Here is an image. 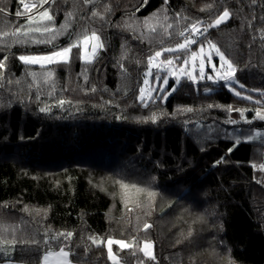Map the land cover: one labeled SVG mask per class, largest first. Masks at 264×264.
Returning a JSON list of instances; mask_svg holds the SVG:
<instances>
[{"label":"trees","instance_id":"1","mask_svg":"<svg viewBox=\"0 0 264 264\" xmlns=\"http://www.w3.org/2000/svg\"><path fill=\"white\" fill-rule=\"evenodd\" d=\"M25 2L47 8L57 29L66 27L58 35H13L52 25L29 24L36 8L26 12L20 0H0V60L8 57L0 100L11 101L0 107V240H15L14 259L39 264L44 252L63 245L72 262L114 264L105 245L93 243L101 236L133 239L128 248L115 246V264H264V120H253L264 108L253 91H264V0ZM224 7L231 19L205 35L233 61L239 89L253 99L235 96L222 81L182 77L175 91L165 99L153 95L145 107L138 97L148 57L179 44L185 26H207ZM93 31L104 47L84 62L78 42ZM69 44L67 62L19 60ZM188 52L162 51V62L174 55L181 64ZM153 65L152 79L159 71ZM47 73L53 75L45 79ZM176 84L169 79V88ZM45 106L50 111L41 113ZM228 106L245 109V119ZM152 113L156 123L141 119ZM237 136L241 143L229 153ZM67 231L71 238L52 239ZM145 240L155 259L142 253Z\"/></svg>","mask_w":264,"mask_h":264},{"label":"snow or ice","instance_id":"2","mask_svg":"<svg viewBox=\"0 0 264 264\" xmlns=\"http://www.w3.org/2000/svg\"><path fill=\"white\" fill-rule=\"evenodd\" d=\"M21 4H23V7L26 12H30L32 8H36V15H28L27 16V21L29 24L36 22L37 24H50L52 25L51 27H36V28H25L23 33H21V29L17 28L15 30V33L13 35H23V36H28L29 33L31 32H39L41 34H51L55 33L58 35L60 33V30L66 27V25H61L60 29H57L55 27L54 23V17L51 15L48 11L47 8H45L43 11L39 10V7L37 5H30L25 2V0H20ZM87 3L88 0H85ZM169 0H164L165 5H167ZM46 3V0H40V4ZM144 3H147V0H144ZM139 11V9H137ZM95 14V13H94ZM24 13L17 12V16H22ZM177 18L180 17V14L177 13ZM38 17V19H37ZM232 17V12L228 7H224L223 11L219 13V15L210 23L207 24V26L204 27H197V25L202 24V21H195L194 23L190 24L188 28H185L184 31L181 33L182 36H191V38H186L183 43L177 44L175 49H162L161 51H156L154 56L150 55L148 57V62H149V68H152L153 61L155 58H158L161 56L162 51H168V52H173L177 51L180 49L185 50V52L190 51V46L195 45L197 43H200L201 40L205 41L207 44V51H205V45L203 43L200 44L199 51H191V61L193 62L191 65L189 64V59L185 58L184 64L179 65L178 67H173L172 66V61L168 60L166 62H161L159 64H156L155 67L163 68L165 65H167V75L161 76L160 72L158 71L156 73V78L159 81L160 79L163 80V83H158L153 87L152 85L149 84L148 76L149 73H145V79H144V85L147 86H142L140 87V95L139 99L142 104L147 107L148 100L146 97H151L153 95V92L158 90L159 95L163 97H167L169 95V91L166 87V85L169 84V78L172 77L176 80L177 84L173 85L172 91L176 90V86L179 84L180 80L182 77H187V79L192 83V84H197L200 81H211L213 84H216L218 82H223L224 86L229 88L230 91H232L235 96L237 97H242L243 99L251 101L253 98L252 96H244L240 91H237L235 87H233V84L239 83L237 78H236V73L238 69L234 66V63L232 60H230L227 55L225 54L224 51H221L220 47L217 46V44L213 43L211 40L207 39V36L205 35L206 33L209 32V29L215 28L217 26H220L222 23L228 22ZM148 17L144 18L145 24L149 23ZM165 20L168 19V17L165 15L164 17ZM187 19V18H185ZM264 19V17H262ZM53 39H55V35L52 36ZM199 38V39H197ZM89 41H93L92 43V49H93V54L95 53L96 49L98 48H103L104 44L100 42V37L96 34L95 31L92 32L91 36H84L83 37V45H87ZM37 43H51V40H40V41H35ZM73 45L69 44L67 47H62L59 48L56 51L49 52L47 54L43 55H21L19 56V60L24 62L25 64H40L41 66L45 64H51V63H60V62H67L69 60V55L70 51L72 49ZM216 57L219 60V67L216 66V64L213 62V58ZM82 59H91V57L85 53L82 52L81 54ZM8 59L7 56L4 57L3 60H0V69H4L6 67L5 61ZM198 61V72H197V62ZM209 65L211 66L212 73L214 75L208 74L205 71V66ZM122 67V65H121ZM3 74L0 73V76ZM30 75L35 78L36 74L35 73H30ZM53 75V73H47L45 75V79H47L49 76ZM11 83V81H10ZM243 87V85H240ZM151 89V90H150ZM253 91H259V94L264 97V91L261 90H255ZM205 92L211 93L212 89L211 88H205ZM39 99V97H37ZM65 103L64 100H60L59 104L63 106ZM257 103H260V101H257ZM11 104V101H4L0 100V107H7ZM209 108L214 107V105H208ZM41 113H47L50 111V108L45 106L41 107L39 109ZM186 111L191 112L193 109L187 108ZM228 112L232 111H237L240 113L241 119H245V109H233L231 106H228L227 108ZM160 116L166 115V113L161 112L159 114ZM119 119V117H117ZM143 121L147 122L151 120L152 123H156L159 119V116L156 113H152L150 117H143L141 118ZM255 119H260L264 120V108H257L256 109V115L253 117V120ZM227 123L235 125L237 123L236 120L234 119H229L226 121ZM246 123H251V121L245 120ZM23 139V137H21ZM248 140H251L252 137H247ZM241 143V140L239 136H237L235 143H233L232 147H229L227 151L231 153L235 147L238 146V144ZM224 160V157H221L219 160L214 162V166L220 164ZM255 167V165H253ZM261 170H264V164L260 165ZM149 195L152 196L154 195L153 193L149 192ZM39 211V210H37ZM145 229H148L150 227L149 224L145 223L143 225ZM58 236H63L66 240L71 238L73 236V233L71 231L67 232H59L55 236L52 237V239H56ZM89 239H92L91 237ZM45 244L48 243V238L47 236L45 237ZM15 240L12 241H7V240H0V244H14ZM31 243H38L36 240H32ZM93 243H102V241H97L93 240ZM118 244L120 247H126L125 242L122 240H113L111 237L108 238L107 240V246H108V257L110 260L114 261V264L116 262V257L113 256L112 252V245L113 244ZM144 252V255L147 257H150L152 259H155L153 256L152 252V242L147 241L144 244V247L141 249ZM69 252H66L64 250V246L62 245L60 248V251L57 253H53L51 251L45 253L43 257V264H71V261L69 260ZM230 264H233V262H230Z\"/></svg>","mask_w":264,"mask_h":264},{"label":"rangeland","instance_id":"3","mask_svg":"<svg viewBox=\"0 0 264 264\" xmlns=\"http://www.w3.org/2000/svg\"><path fill=\"white\" fill-rule=\"evenodd\" d=\"M30 5H31V4H30ZM44 9H45V8H44ZM44 9H40V11H43ZM48 11H49V10H48ZM34 13H35V12H34ZM49 13H50V12H49ZM35 15H36V14H35ZM35 15H33V16H35ZM37 19H38V17H37ZM91 34H92V33H90V34H88V35H86V36H89V37H90ZM188 38H191V36H189ZM185 39H186V38H184L180 43H183ZM82 41H83V38L78 42V45H79V47H80V51H81L80 54H82V52H83V53L89 55V56L91 57V59H82V58H81V60L84 61V62H90V61L93 60V58H94L96 52H97L100 48L96 49L95 53L93 54V49H92V43H93V41H89V43H88L87 45H83ZM100 42H101V41H100ZM180 43H179V44H180ZM204 45H205V51H207V44H204ZM190 47H191V46H190ZM175 48H176V46L168 47V48H166V49H175ZM199 48H200V45L198 46V48H197L196 50H192V49H191V50L188 52V56H186V58L189 59V64H190V65L193 63V62L191 61V59H190V57H191V51H199ZM180 50H183V49H180ZM177 51H179V50H177ZM164 52H168V51H164ZM173 52H175V51H173ZM46 54H47V53H46ZM34 55H43V54H34ZM161 55H162V52H161ZM173 56H174V55H167V57L165 58L164 62H166V61H168V60H171V61H172V66H173V67H178L179 65H183V64H184V60H185V58L182 60L181 64H177L176 62H174V58H173ZM153 62H154L155 64H159V63H161V62H162V58H161V56L158 57V58H155V60H154ZM213 62L216 64L217 67H219V60H218V58L214 57V58H213ZM196 63H197V72H198V61H197ZM31 65H40V64H31ZM45 65H48V64H45ZM157 69H158V68H157ZM158 70H159L161 76H163V75H167V74H168V72H167V65H165V67H163V68H159ZM205 71H206L208 74L214 75V73H212L211 66H209V65H206V66H205ZM147 73H149V76H148L149 84L152 85L153 87H155V85L158 84V83H163V80L160 79V80L158 81L157 78H156V76L154 77V79H152V69H151V68L148 69ZM170 78H172V77H170ZM170 78H169V79H170ZM144 79H145V77H144ZM143 81H144V80H143ZM142 86H145V85H144V82L142 83ZM142 86H141V87H142ZM232 86L235 87L237 91H240V92H241V90L239 89V88L241 87L239 83L233 84ZM145 87H147V86H145ZM166 87H167V89H168V91H169V94H170L171 91H172V88H169L168 85H166ZM150 90H151V89H150ZM241 93H242V92H241ZM242 94H244V93H242ZM139 95H140V94H139ZM153 95H155L156 97H160V95H159V91H158V90L154 91V92H153ZM153 95H152V96H153ZM245 95H246V94H245ZM152 96H151V97H152ZM247 96H248V95H247ZM151 97H150V98H151ZM150 98H149V97H146V99H147L148 101H149ZM163 98L165 99L166 97H163ZM201 219H202V218H200V217L196 218L198 224L201 223V222H200ZM171 221H172V219H169V222H170V223H172ZM202 225H203V222H202ZM202 225H201V226L198 225L197 228L202 227ZM108 238H109V237H101V236H94V237H93V240L102 241V243H99V244H104V245H105V247H106V249H107V254H108V246H107V240H108ZM111 238H112L113 240H122V241L125 242V245H127L126 247H123V248H122V247H120V245L114 243V244L111 246V247H112L113 256L116 257V262H115V263H118L119 260H120V258H119V254H118L117 250L115 249V246H118L120 249L128 248V247H130V246H132V245L134 244V241H133V239H119V238H114V237H111ZM145 242H147V240L142 241V243H141V245H140V249H142V248L144 247ZM150 242H151V241H150ZM95 244H97V243H95ZM64 250H65L66 252H68L66 249H64ZM14 251H15L14 244H0V254H1V257H0V264H22V263H20L19 261H16V260L14 259ZM49 251H51V252H53V253H57V252L60 251V249H59V250L49 249V250H47L46 252H44V254L41 256V259H40V261H39V264H43V257H44V255H45V253H47V252H49ZM208 251H209V250H208ZM152 252H153V256H154L153 244H152ZM206 252H207V251H206ZM142 253L144 254L143 251H142ZM210 253L212 254V256H213V255L215 256V254H213V252H210ZM203 254H204V251L201 250V252L199 253V256H203ZM144 256H145V255H144ZM214 256H213V257H214ZM146 257H147V256H146ZM108 258H109V257H108ZM148 258H150V257H148ZM69 260H70V259H69ZM109 260H110V259H109ZM214 260H215V259H214ZM110 261L114 263L113 260H110ZM71 264H78V263H76V262H72V261H71Z\"/></svg>","mask_w":264,"mask_h":264},{"label":"built area","instance_id":"4","mask_svg":"<svg viewBox=\"0 0 264 264\" xmlns=\"http://www.w3.org/2000/svg\"><path fill=\"white\" fill-rule=\"evenodd\" d=\"M189 26V25H188ZM188 26H185L184 28H183V30L181 31V33L184 31V29L185 28H188ZM197 27L199 28V27H203L201 24H199V25H197Z\"/></svg>","mask_w":264,"mask_h":264},{"label":"bare ground","instance_id":"5","mask_svg":"<svg viewBox=\"0 0 264 264\" xmlns=\"http://www.w3.org/2000/svg\"><path fill=\"white\" fill-rule=\"evenodd\" d=\"M167 202H168V201H167ZM186 213H187V212H186ZM186 213H185V214H186ZM262 215H263V214H262ZM195 218H196V217H195ZM83 224H84V223H83Z\"/></svg>","mask_w":264,"mask_h":264},{"label":"crops","instance_id":"6","mask_svg":"<svg viewBox=\"0 0 264 264\" xmlns=\"http://www.w3.org/2000/svg\"><path fill=\"white\" fill-rule=\"evenodd\" d=\"M57 250H59V249H57ZM78 264H81V263H78Z\"/></svg>","mask_w":264,"mask_h":264}]
</instances>
